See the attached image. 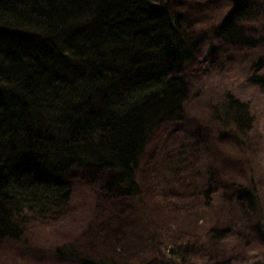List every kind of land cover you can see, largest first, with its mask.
<instances>
[{
  "label": "trees",
  "instance_id": "16d2710c",
  "mask_svg": "<svg viewBox=\"0 0 264 264\" xmlns=\"http://www.w3.org/2000/svg\"><path fill=\"white\" fill-rule=\"evenodd\" d=\"M231 12L253 0H234ZM168 0H0V240H19L33 216H59L73 200L75 167L110 170L107 187L140 197L137 172L149 137L179 119L189 96L176 72L190 44L183 16ZM233 43L256 39L229 21L218 27ZM257 80L264 84L263 75ZM247 136L249 106L230 96L219 110ZM212 190L205 195L207 202ZM246 201L264 226L257 190ZM204 199V200H205ZM226 229L217 230L218 236ZM188 247V246H187ZM189 248L170 259L185 264ZM57 254L80 264H119L63 244Z\"/></svg>",
  "mask_w": 264,
  "mask_h": 264
},
{
  "label": "rangeland",
  "instance_id": "374dc122",
  "mask_svg": "<svg viewBox=\"0 0 264 264\" xmlns=\"http://www.w3.org/2000/svg\"><path fill=\"white\" fill-rule=\"evenodd\" d=\"M234 7V0H168L191 45L175 70L190 90L183 115L148 139L137 172L140 197L109 189L110 170L75 167L67 209L44 221L33 216L19 240H0V264H80L57 254L63 244L119 264H178L168 252L179 243L190 249L185 264H264V226L257 229L245 198L257 190L264 213V84L257 80L264 78V0L237 14ZM226 20L256 44L227 39L218 28ZM230 96L249 106L245 137L218 118Z\"/></svg>",
  "mask_w": 264,
  "mask_h": 264
}]
</instances>
